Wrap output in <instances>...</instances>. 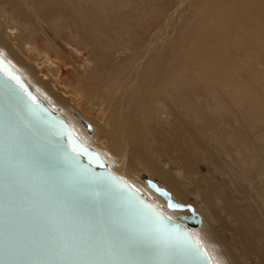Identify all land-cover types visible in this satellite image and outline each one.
Returning <instances> with one entry per match:
<instances>
[{"label":"bare ground","instance_id":"1","mask_svg":"<svg viewBox=\"0 0 264 264\" xmlns=\"http://www.w3.org/2000/svg\"><path fill=\"white\" fill-rule=\"evenodd\" d=\"M99 2L103 6L102 12L90 11L91 25L98 22L99 26L106 28L105 33L110 30L119 34L121 21L114 11L113 0ZM15 6L17 17H10L5 16L2 5L0 46L3 50L0 49V57L16 72L22 73L18 72L35 95V102L62 117L59 106L34 87L31 79L40 82L52 94L56 92L58 95L59 92L66 97L63 99L58 95L57 101L78 122L74 123L76 130L71 127L73 132L84 145L93 148L88 142L96 144L99 150L93 149L115 173V167H120V157L125 151L121 140L124 129H127L128 139L131 138L130 156L125 167H120L125 174H116L133 184L145 200L168 218L185 225L180 216L190 215L189 210L169 209L164 198L154 192L148 182L153 181L165 188L175 201L183 204H187L190 195L199 198L191 205L200 222L187 225V228L210 264H247V261L249 264H264V124L257 109L259 104H264V90L259 100L249 103L244 84L239 80L244 77L243 66L247 65L251 75L264 82V0H190L183 14L178 15V22L174 20L176 24L172 25V30L143 50L140 60L129 62L135 67L130 66L132 68L125 69L118 76L121 68L118 69L120 65H117L113 70L97 76L100 87L109 86L108 82L112 85L114 81L115 84L111 88L113 95L103 94L99 88L92 90V96H98L106 110L102 122L95 121L103 129L102 132L91 131L92 134L86 121L88 126L83 125L85 115L70 103V98L67 99V90L56 85L57 67L46 61V53L38 48L35 41L20 35L19 26L29 27V20L34 19L25 5ZM50 7L53 8L52 4ZM65 7L69 9L68 4ZM74 8L89 12L83 7ZM110 12L115 26L106 22ZM201 26H205L203 32H200ZM245 48L258 50L259 56H245ZM112 72H116L113 77ZM84 85L87 86L86 83ZM84 85H76L77 90H82L86 87ZM234 102L238 103L235 105ZM187 108L192 109L194 115L187 112ZM164 111L173 113L195 144L202 147L198 155L179 143L178 149L180 147L186 165L196 168L197 160H204L218 169H224V173L229 175L226 190H219L216 178L206 173L203 179L216 192L214 195L207 194L184 175L185 171L180 166L170 167L150 156L144 138L149 130L156 138L167 134L161 123L165 120L167 123ZM158 113L163 117L156 118ZM132 115L133 123L127 127ZM140 116H143V123L138 131L133 130ZM134 133H137L135 141ZM215 151L232 161L228 172L225 165L216 161L218 156ZM233 153H239L240 158ZM137 159L148 166L152 176L137 166ZM249 159L254 160L252 168L247 167ZM200 205H204L207 212L199 211Z\"/></svg>","mask_w":264,"mask_h":264},{"label":"water","instance_id":"2","mask_svg":"<svg viewBox=\"0 0 264 264\" xmlns=\"http://www.w3.org/2000/svg\"><path fill=\"white\" fill-rule=\"evenodd\" d=\"M148 184L169 209L189 210L186 225L110 170L0 57V264H210L187 228L200 222L193 206ZM157 228L172 239L155 241ZM106 244L115 259L84 251Z\"/></svg>","mask_w":264,"mask_h":264},{"label":"rangeland","instance_id":"3","mask_svg":"<svg viewBox=\"0 0 264 264\" xmlns=\"http://www.w3.org/2000/svg\"><path fill=\"white\" fill-rule=\"evenodd\" d=\"M81 1L82 0H73V2L72 0H49V2L48 0H0V13L1 9L4 7L3 13L5 16L17 17V8L15 5H25L26 9L31 14V18L34 20H29V27L24 26L22 28L19 26L20 35H23L24 38L30 37L33 41H35L38 48L46 53V61L49 64L51 63L50 65L57 67L58 72L56 74V85L61 87L62 90H67V99L70 98V103L76 106L78 111L85 115V119L83 120L89 124L88 131H92L93 133L96 130L102 132L101 130L103 129H100L95 121L102 122V118L106 116V110H104L105 105L101 103L98 96H92V90L95 89L97 91L99 88L103 94L111 95V88L115 82L113 81L112 85L110 82H108L109 86L106 87L102 85V87H100V82H98L99 79L97 76L113 70L115 67H117V65H120L118 66V69L121 68L118 76H121L120 74H122L125 69L132 68L130 66L135 67V64H131L129 62L134 60L137 62L140 60L139 58L142 55L141 53H144L143 50L153 46L158 38L165 36V34L172 30L174 23L178 22V17L183 14L185 10L184 8L186 7L187 3L190 2V0H113L114 11L117 12L116 15L119 14L118 18L121 21V29H119V34H113L112 31L108 30L106 33L110 35L105 33L106 28H104L102 25L99 26L100 24L98 22L94 25H91L90 23V20H92V17H90V11L94 10L92 12L96 13L102 12L101 10L103 6H101L102 4L99 2V0ZM84 1L85 3H83ZM79 2L81 4H79ZM49 4H52V9ZM66 4H68V10L65 7ZM85 4L88 5V7L86 5L87 8L85 7ZM73 6H77L78 9L83 7L89 12L86 13L87 11H82L81 9L76 10ZM83 12L85 13L84 15ZM106 18H108L106 21L107 24L115 26L116 23L114 24L112 19L113 14L111 12ZM204 27L205 26H201L200 32L205 30ZM20 38L21 37H19V39ZM0 49L3 50L1 46ZM243 52L245 53V56H259V51L253 50L251 48H245ZM6 59L11 61L9 58ZM124 65L128 67L125 68ZM243 67L242 73L244 74V77L240 78L239 80L243 82L244 91L246 94H248L246 97L247 101L249 103H253L263 96L262 90H264V82L262 83L261 81L257 80L254 75H251L247 65H244ZM116 72H112L111 77H113ZM31 81L30 82L35 85L34 87H37L42 92V94L46 95L51 101L59 106L61 109V116L72 128L76 130L74 123L78 122L73 119L71 112L68 109H65L61 103L57 101L59 97L58 95H60V97L63 99L66 97H63L59 92H57L58 95L56 92L52 94V92L40 82H34L32 79ZM85 83L87 86L84 85ZM80 84H83L86 87L82 88V90H77L79 88H77L76 85ZM88 93L90 96H88ZM93 99L95 100L93 101ZM237 103L238 102H234L235 105ZM263 106L264 104H259L257 109L262 115L264 124ZM186 111L194 115V111L192 109L187 108ZM225 112L227 111L225 110ZM163 114L167 116V123L166 120L165 122H160L164 126L163 129L165 130V134H167L160 135L156 138L154 137L152 131L149 130L148 134L144 138V144H146L150 156L158 162L167 163V165L169 164L170 167L177 165L180 166L185 171L184 175L190 177L191 181L195 182V184L198 185V188L203 189L207 194L214 195L216 192L203 179L205 178L204 174L206 173H209L214 178H216L215 180L217 184L219 183L217 186L219 190H226V185L229 182V175L224 173V169H218L217 166H213V164L204 160H197L196 168L194 165L191 167L186 165L183 154H181L182 151H180V147L178 149V146L181 144L194 154L198 155L200 154L202 147L195 144V141L191 137L190 133L182 127L178 120L173 117V113H169V115L164 111ZM133 117L134 115H132L130 119L131 123L126 125L127 127L132 125ZM142 117L143 116H140V118L136 120L137 127H132L133 130H139L143 123ZM160 117L163 116L161 113H158L156 118ZM97 127L99 128L97 129ZM183 129H185V131ZM85 131L88 133L86 128ZM126 131L127 129H124V136L121 140L123 146H125V151L122 154L123 157H120V167H125L127 159L129 158L128 156H130L131 138L128 139V133H126ZM89 135L90 134L88 133V136ZM136 135L137 133H134L133 141L137 139ZM88 144L95 150H99L96 144L94 145L92 142H88ZM214 153L218 156L216 160L218 161V164L220 163L221 165H225L227 167L226 171L228 172V169L233 164L232 161L221 153V155L218 154L217 151ZM233 154L235 157L240 158L239 153ZM242 154H246V152L242 151ZM216 155L214 157H216ZM106 161L112 168L111 162L107 159ZM135 163L143 170V172H146L152 176V171L147 165L138 159L135 161ZM248 163L249 165L247 167L252 168L254 165V160L249 159ZM120 167H115V171L117 174L122 176L125 173ZM198 199L199 198L195 197L194 195H190L188 196L186 203L194 205ZM200 210L207 212V209H205L204 205H200L199 211ZM249 263L250 262L247 261V264Z\"/></svg>","mask_w":264,"mask_h":264},{"label":"snow or ice","instance_id":"4","mask_svg":"<svg viewBox=\"0 0 264 264\" xmlns=\"http://www.w3.org/2000/svg\"><path fill=\"white\" fill-rule=\"evenodd\" d=\"M155 241H160L164 239L171 240V234L164 232L162 229L157 228L155 230V235H154ZM87 244V242H85ZM118 249L114 248L112 245L106 244L104 247H92V246H87L85 247L84 251L88 254V256H94L98 257L102 254H107L109 258L115 259V253ZM193 250H195V246H193ZM60 251L64 252L65 254H68L69 252L74 253L76 255H79V249L76 248L75 245H72L71 247L67 242H64L63 245L60 248ZM87 257H85L86 259Z\"/></svg>","mask_w":264,"mask_h":264}]
</instances>
